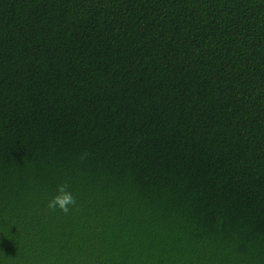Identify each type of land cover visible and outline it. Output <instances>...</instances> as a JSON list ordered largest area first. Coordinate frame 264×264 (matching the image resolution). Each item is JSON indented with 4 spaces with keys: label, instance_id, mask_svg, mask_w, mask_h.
<instances>
[{
    "label": "trees",
    "instance_id": "16d2710c",
    "mask_svg": "<svg viewBox=\"0 0 264 264\" xmlns=\"http://www.w3.org/2000/svg\"><path fill=\"white\" fill-rule=\"evenodd\" d=\"M0 264H264V0H0Z\"/></svg>",
    "mask_w": 264,
    "mask_h": 264
},
{
    "label": "clouds",
    "instance_id": "9594fccd",
    "mask_svg": "<svg viewBox=\"0 0 264 264\" xmlns=\"http://www.w3.org/2000/svg\"><path fill=\"white\" fill-rule=\"evenodd\" d=\"M46 207L51 212L69 215L78 210L77 198L67 182L56 185L55 193L47 200Z\"/></svg>",
    "mask_w": 264,
    "mask_h": 264
}]
</instances>
